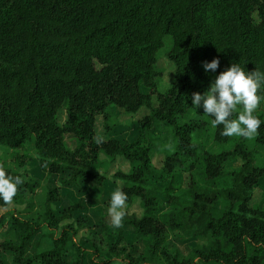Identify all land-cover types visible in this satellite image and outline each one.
Listing matches in <instances>:
<instances>
[{
	"label": "trees",
	"instance_id": "trees-1",
	"mask_svg": "<svg viewBox=\"0 0 264 264\" xmlns=\"http://www.w3.org/2000/svg\"><path fill=\"white\" fill-rule=\"evenodd\" d=\"M166 35L172 39L166 58L174 76L160 92L155 67ZM213 59L219 67L206 73L202 63ZM232 64L264 72V0H0V149L9 152L16 170L0 168L23 180L12 203L35 207L40 182L26 169L32 161L48 177L67 176L47 189L36 220L11 211L12 239L0 242V251L12 255V264H85V258L88 264H264V209L249 205L264 169L255 164L246 139L224 150L233 137L222 136L223 125L212 127L210 117L203 119L202 108H191L192 94H203ZM258 95L264 96V88ZM142 108L148 113L137 122V137L129 143L113 138L119 127L115 109L135 115ZM263 113L264 100L254 115L264 121ZM158 124L171 129L173 148L154 171L150 137ZM66 135L74 136L75 149L66 147ZM255 142L264 146V123ZM100 154L110 161L124 158L130 171L98 173ZM196 169L206 183L229 179V185L205 193ZM155 174L159 185L150 181ZM92 180L122 189L126 205L139 200L142 216L123 227L145 243L144 253L135 255L124 245L122 230L113 243L87 249L76 240L88 226L76 216L82 205L60 215L53 211L67 185L81 193ZM8 206L0 201L2 209ZM164 206L172 211L165 222L156 214ZM215 211L223 212L215 217ZM99 224L109 233L104 219ZM41 231L50 249L27 256ZM172 232L207 242L181 259L168 249ZM68 247L75 252L72 260L64 255Z\"/></svg>",
	"mask_w": 264,
	"mask_h": 264
},
{
	"label": "rangeland",
	"instance_id": "rangeland-1",
	"mask_svg": "<svg viewBox=\"0 0 264 264\" xmlns=\"http://www.w3.org/2000/svg\"><path fill=\"white\" fill-rule=\"evenodd\" d=\"M171 42H172L171 37L166 35L163 39V46L158 52V61L155 69L159 75L158 85L160 92H164L165 90H167L173 83L174 66L166 58V55L171 47ZM142 91L146 92L145 89H142ZM154 105H156L155 102ZM115 112L117 114L118 121L121 123L123 127V130L120 131V127L117 128L114 131L112 137L118 138L119 140L122 139L123 141H129L133 138L134 127L137 126V122L148 113V111L144 108L140 109L138 113H136L135 115L126 114L118 109H115ZM191 114H192L190 115L191 117H201L199 114H195V113H191ZM202 117H204L203 119H205L204 115H202ZM58 121L60 125L64 123L65 121L64 110H61L59 112ZM157 127H158V130H156L157 132H154L152 134V137H150L151 143L153 144V150L150 153V157L154 171H158V169L162 167V163H163V159L165 158V155L168 152H170L173 148L172 140L170 136L171 129L168 126H163L160 124H158ZM97 131L102 132L101 118H99L97 121ZM118 131H120L121 133L120 132L118 133ZM238 139L239 137L233 136V142L229 145L224 146L223 149L224 150L230 149L232 147L231 145H234ZM210 140L211 138L207 136L206 144L210 145L211 144ZM124 143H128V142H124ZM68 146L71 148L70 144ZM245 147L248 150L255 151V164L264 169V146L258 145L255 142V139H253V140H246ZM26 148L29 151L30 155L34 157L35 151L33 146L27 145ZM209 150L211 151V153L213 152L215 153L218 151L214 147H211ZM101 159L102 162L101 165L98 167L99 171H97L100 174L103 173L106 174L107 176H112L114 173L118 171L123 173H128L130 171L129 163L122 157H117L112 161L107 160L103 157ZM0 164H4L7 168L13 171L16 170L14 164H12L9 160V152L5 149H0ZM26 169L30 170L32 177L40 182L39 188H37L34 193L33 202L35 207L32 210H27L24 208V206H17L13 203L9 204L7 210L2 209L0 207V242H2L3 240L12 239V234L7 233V221L9 214H11V211L12 210L18 211L20 212L21 216L32 220H36L44 212L43 201L45 199V194L47 189L51 187L53 188V186H58L59 180H62L63 177H65L62 175L57 177L55 176L48 177L45 173L40 171L35 161H32L30 164H28ZM197 172L198 169L195 170L196 182L198 183L199 189L205 193H208L214 189L222 188L225 185H229V179L216 181L211 184L206 183L203 180L201 174ZM150 181L157 185L161 183L156 174L155 176L150 177ZM106 182L107 184L103 186V188L102 187L101 188L96 187L94 189L91 188L85 193V195H87L86 199L82 200L85 204V208L82 211H77L76 216H81L82 218L87 219L88 226L86 229L78 231L76 240L81 246L87 249H91V243H94L97 247H100L101 249L102 246L105 244V241L113 243L115 241V232L118 230H122L124 236L123 238L124 245L128 246V248L132 247L133 253L135 255H140L145 251V243L142 240H135L132 235L131 229L129 227L126 228L123 227L124 221L132 220L134 218L139 219L142 216L143 211L140 208L139 200H135L131 205H127L125 209L126 214L124 216L122 226L119 228L112 227L111 217L108 214V207H109V201L111 199V194L115 191V189L110 184L109 181ZM95 183L98 182L96 181ZM105 183L100 185H104ZM86 190L87 189H85L84 191ZM83 193L84 192L80 193L77 189L70 190L66 188L64 191V195H65L64 200L58 204L51 205L53 211L57 215H60L64 210V208H66L65 205H68L67 207H69L74 204L80 203L78 197L80 196V194ZM249 205L254 209H262V210L264 209V178L256 186L252 200L249 203ZM171 212L172 211L165 210V208L162 207L161 210L158 211L156 214L160 220L165 222L167 220L168 215ZM222 212L223 211H215L214 216L218 217L221 215ZM102 219H104V223L107 225L109 229V233L107 232L106 234H104V231L100 227L99 223ZM72 223L74 224V221ZM42 233L43 231H41L32 240L30 249L26 253L27 256H32L50 249V241L46 238H43L41 236ZM206 242H207L206 240H202V239L189 240L180 233L172 232L170 234V238L167 244H168V249L170 251L176 250L179 252L181 259H186L190 257L195 247H199L200 245L206 244ZM64 255L68 260H72L75 256V252L71 247H68ZM0 257L5 264H12V255L10 253L0 251ZM104 257L105 254H103L101 258ZM85 264H88L87 258H85Z\"/></svg>",
	"mask_w": 264,
	"mask_h": 264
},
{
	"label": "clouds",
	"instance_id": "clouds-1",
	"mask_svg": "<svg viewBox=\"0 0 264 264\" xmlns=\"http://www.w3.org/2000/svg\"><path fill=\"white\" fill-rule=\"evenodd\" d=\"M219 63L218 59H213L211 62H203L202 68L206 73H214ZM262 88L264 72H247L239 64H232L215 77L203 94H192L191 108H202L203 115L211 118L212 127L223 125L222 136L253 140L264 123L254 115L264 100V96L258 95ZM237 112V118L232 119L233 114ZM22 182L20 176L14 177L0 168V201L5 204L12 203L18 191L17 186ZM127 199V194L122 189H117L111 194L108 214L114 228L122 226Z\"/></svg>",
	"mask_w": 264,
	"mask_h": 264
},
{
	"label": "crops",
	"instance_id": "crops-1",
	"mask_svg": "<svg viewBox=\"0 0 264 264\" xmlns=\"http://www.w3.org/2000/svg\"><path fill=\"white\" fill-rule=\"evenodd\" d=\"M99 119V118H98ZM98 119H97V121H98ZM119 127H120V131L121 130H123V127H122V125H121V123L119 122ZM118 127V128H119ZM138 128H137V126H135L134 127V134H133V138L131 139V140H129V141H123L122 139H118V138H116V139H118L119 141H121V142H131V141H133L136 137H137V134H138ZM120 131H118V133L120 132ZM98 132V131H97ZM98 133H101V132H98ZM121 133V132H120ZM67 138H69V139H67ZM65 144H66V147L69 149V150H73V149H75V147H76V142H75V140H74V136L73 135H66L65 136ZM70 144V146H71V148L68 146ZM218 149V147L217 146H215V149ZM105 158L104 157V155L103 154H100V156H99V162H102V159L101 158ZM158 170H160V169H158ZM99 171V170H98ZM62 176H65V177H63V179L62 180H64L67 176L66 175H62ZM62 180H59V183L62 181ZM96 181H89V182H85V183H83L82 184V187L83 188H85V189H87L83 194H80V196L78 197V200L80 201V204L82 205V207H83V209L85 208V204H84V202L82 201V200H84V199H86V196L87 195H85V193L89 190V189H94V188H103V186H105L106 184H107V182L104 184V185H100V184H98V183H95ZM53 187H55V186H53ZM52 188V187H51ZM70 189V190H74V189H76L73 185H67L65 188H64V190H63V197L65 196L64 195V191H65V189ZM63 200H64V198H63ZM62 200V201H63ZM136 200H138V199H136ZM44 201H45V199H44ZM43 201V202H44ZM140 204V203H139ZM66 207L68 206V205H65ZM140 208H141V206H140ZM164 208H165V210H170V208L169 207H167V206H164ZM141 210H142V208H141ZM171 211V210H170ZM142 254V253H141Z\"/></svg>",
	"mask_w": 264,
	"mask_h": 264
}]
</instances>
